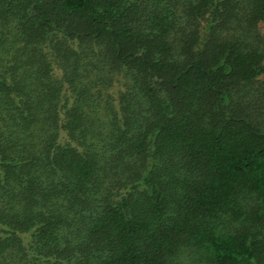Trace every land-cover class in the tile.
Segmentation results:
<instances>
[{"label": "trees", "instance_id": "16d2710c", "mask_svg": "<svg viewBox=\"0 0 264 264\" xmlns=\"http://www.w3.org/2000/svg\"><path fill=\"white\" fill-rule=\"evenodd\" d=\"M0 264H264V0H0Z\"/></svg>", "mask_w": 264, "mask_h": 264}]
</instances>
